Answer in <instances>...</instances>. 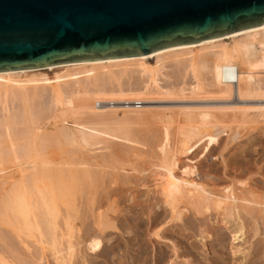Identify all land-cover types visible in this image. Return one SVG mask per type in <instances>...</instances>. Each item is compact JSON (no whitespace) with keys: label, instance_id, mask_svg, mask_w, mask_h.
<instances>
[{"label":"bare ground","instance_id":"obj_1","mask_svg":"<svg viewBox=\"0 0 264 264\" xmlns=\"http://www.w3.org/2000/svg\"><path fill=\"white\" fill-rule=\"evenodd\" d=\"M211 99L217 105L221 104L195 106V102L205 101L207 104ZM157 101L194 102L192 107L165 110L170 111L173 117L174 114L183 116L185 124L173 118L178 124L180 135L173 146L169 144V127L167 124L163 126L162 143L159 142L161 158L159 162H154L152 170L148 169L151 171L149 176L153 185L161 195V201L163 199L161 204L168 207L170 220L166 223L173 222L175 225L174 222L182 221V217H190L187 212H192L195 218L204 217L208 220L211 213L216 211L214 213L218 218L221 217L220 223L224 228L232 223L230 234L233 235V240L243 239L244 244L247 243L250 239L245 238L248 236L246 227L247 234L253 237V228L248 229V223L245 227L246 217L251 216L255 221L260 219L253 217V213H264V194L257 195V191L247 188L239 189L236 186L238 183L239 186H246L248 183L236 181L235 178L222 190L209 187L207 178L198 173L196 158L200 154L205 156L219 142L220 134L226 131V126L217 128L219 123L215 114L240 115L242 120L238 123L242 125L253 124L247 119L250 113L264 118V25L197 44L170 47L149 55L0 72V111H3L0 115V189L3 191H0V223L3 224L8 219L6 224L11 228L4 231L5 228L0 226V264H80L79 259L84 256H79L84 253L81 245L85 246L86 243L82 247L94 255L100 251L104 240L101 238L107 227H100L95 232L92 229V233L87 230L82 240L81 236L79 240L76 239L77 235L74 241L77 231L72 223L66 221V231L58 230L56 220L59 218V210L61 211L58 203L69 202L76 192L75 187L85 185L83 181L86 179L98 182L103 170L111 169V177L117 183L120 181L119 176L127 177L121 175V172H138L140 175L142 170L139 171L136 167L110 166L108 158L111 157L113 145L124 142L128 148L142 146L132 140L121 125L115 128L110 125L112 122L120 124L121 119L127 115L143 114L147 109L146 104ZM47 120H51V123L48 124ZM47 126H51L53 130L46 129L42 134ZM246 127L248 133L244 132L251 134L250 137L255 131H260L255 125ZM237 130L239 127L229 128V139L226 142L232 144L231 142L239 139L237 135L242 132ZM50 139L60 146L78 148L83 157L85 154L89 160L71 163L66 161L63 164L61 161L58 163L42 157L46 150L43 142ZM198 149H201L199 155L196 154ZM76 151L77 149L75 153ZM182 156L187 159L186 163L181 162ZM62 164L68 166L67 170L66 166L65 170L59 167ZM78 180L82 185H78ZM152 208L155 210L154 205ZM149 217L155 225L152 235L157 240L167 238L168 230L164 229L165 225L163 227V220L166 218H160L157 210ZM102 224L105 223L102 221ZM255 228L257 229L256 225ZM80 229H83L82 225ZM248 230L252 231L248 233ZM19 232L32 241L28 240L27 243L22 240ZM208 232L207 234L210 233ZM224 233H218L217 240H223ZM81 234L82 231L79 235ZM20 244L25 246L26 251L22 250L23 253ZM32 246L36 250L34 253ZM257 246V249L254 246L252 253L255 258L264 254V244L258 242ZM163 255L159 257L161 260L158 264H161ZM173 262L175 260H172V264Z\"/></svg>","mask_w":264,"mask_h":264},{"label":"rangeland","instance_id":"obj_2","mask_svg":"<svg viewBox=\"0 0 264 264\" xmlns=\"http://www.w3.org/2000/svg\"><path fill=\"white\" fill-rule=\"evenodd\" d=\"M211 101L214 102L215 100L213 99L208 100L207 104H205V101L204 103L203 101L198 102V103L195 102L196 103L195 106H201V104L202 106L204 105L206 106L210 104L212 106H219L221 104L218 101L220 104L217 105L218 103L214 102L216 104L215 105ZM159 102L160 101L151 102V103L146 104L147 109L146 111H143L144 113L141 115L130 114V115L124 116L123 119H121L120 124L116 123L117 124L116 125L115 122L114 124L112 122L111 123L112 125H110L111 128H115V127H118V125H121V127H123L125 131L127 132V134L129 135V137L132 138V140H136L137 142H139V144L141 143L142 146L135 145L136 148H128L126 146V143L119 142L118 145H113L110 150L111 157L109 156L110 158H108L109 159L108 161L111 164L108 163V161L106 162L110 164V166L115 164L116 166L115 165L114 166L118 168L119 167L120 168L136 167V169H138L139 171L144 170V172L141 171L143 175L141 173L139 175L138 172H132V173L121 172V175H127L128 178L124 176H119L120 179L119 178L118 179L120 181H118L117 183V181L115 182V180H113V178L111 177V173H112L111 169H106V170H103V173L102 171L100 172L99 179H98L99 181L96 183L90 179H86V181H83L84 183L81 182L85 184V185H82L80 184V181L78 180L79 181L78 185H82V186H77V188L75 187L74 192L75 190L76 192L74 196L71 197L69 202L59 201L60 203H58V207H59L58 209H61V211L59 210V218H57L56 220L57 221L56 223L58 225V230L60 232L66 231L65 222L67 221L70 224L72 223L71 225L72 226L74 225L77 231L75 232V235H74V239H73L74 241H76L75 238L77 237V235L78 237L76 239H78L79 236H81L80 238L82 240V237L84 236V232H87V230L89 233H92L91 232L92 229L95 232V231H99L101 228L107 227V229L104 230L105 235L101 238V239L104 238V240H102V247L100 251H98L97 254L95 255L91 254L89 250L88 252L87 248H84L86 246V243H85V246L84 244L83 245L80 244L81 245L80 248L81 250H83L84 253L81 251L83 254H81L80 252L81 255L79 256H83V255L84 256L80 257L79 263L80 264H158L159 260H161L159 259V257L161 258L162 255L164 254L163 255L164 258L161 264H170V262L172 264V260H175V263L173 262L174 264H187V262L188 264H247V262L248 264H264V254H261V256L259 255L260 258H258L259 256L255 258L252 255L254 248L255 247H256L255 249L258 248L257 246L258 242H260L261 244H264V232H263L264 231L263 230L264 221L262 219V216H264V213L262 212L255 211L253 213L254 215L253 217L260 218L259 219L260 221L258 219L257 221H255L254 218H252L251 216L246 217V219L247 218L248 219H247V222L245 221L246 222L245 227H246V224L248 223L247 224V226L249 227L248 229L253 228L252 230L254 231L248 230L249 231L248 233L252 231L251 234L253 237L251 238L250 234H247V227H246L245 229L246 236L247 235L248 236L245 238L249 237L248 239L250 240L245 239V240H248L247 243L245 244H244L243 239H239V241L233 240V237H232L233 235L230 234V230L233 228L232 223H230L226 228H224L223 225L220 223L221 217L218 218L217 214H215L216 211H213V213H211L212 216L210 215L209 219L208 220L206 219L207 221L205 220L204 217L195 218L192 216V212L191 214L190 212H187V214H189L190 217H186L188 215L186 216L182 215L184 216V218L182 217V221L174 222L175 225H173V222H170V224L166 223L167 221L170 220L169 219L170 215H168L169 210L167 206L165 207V205H163L164 203L161 204L163 199L161 201V195L157 191L155 186L153 185V181L151 180V177L149 176L151 174V171L148 169L152 170V166L155 163L159 162L161 158L162 152L160 151L159 146H160V143H162L161 141L163 139V126L167 124L166 126L169 127V135H170L169 144L173 146V144L177 142L178 138L180 137V135L178 134L179 130L177 128L178 124L175 121L179 120L181 121V124H185L183 123L185 119L183 116H176L174 114V117H173V115L171 116L170 111H165V110H177V108L179 109V107L181 108L182 106L192 107L194 106L193 105L194 102H185V101L183 103L182 102L181 103L180 102H160L159 103ZM1 112L3 111H0V115H1ZM218 115L215 114L216 117L214 116L219 123L217 124V128H226V127L227 128L225 132H222L220 134L219 142L215 146H213L205 156L200 154L201 149H198L196 151L197 155L200 154L196 158L197 159L196 166H197L199 175L205 179L207 178V183L209 187H212L215 189L217 188V190H222V188L224 189V187L231 184V179L235 178L236 181L241 180L243 182L248 183L246 186L242 184H240L239 186V183H238L236 186L239 189L247 188L255 192L257 191L256 192L257 195H263L264 194V121H263L264 118L255 116L252 113H250V115L247 116V119L252 121L253 123V124L250 123L249 125H255L257 126V130H260L258 132L255 131L254 134H252V136L250 137L251 134L250 135L247 134L248 131L246 130L247 129L246 126H248L249 128V125L248 124L242 125L238 123L242 120V117H240V115L239 116L231 115V114H227V115L218 114ZM236 116L237 118H239L238 121H237ZM173 118L175 121L173 120ZM47 121H48L47 122L48 124L51 123V120H47ZM234 121H236L238 124L235 123ZM44 123H46V121ZM235 127H239V130L237 131L241 130L242 133L240 135H237V138H239L238 140L231 142L232 144H230L229 142H226L229 139L228 138L229 137L228 135L230 134L229 128H235ZM18 128H21V127L19 126ZM46 129H52V128L51 126H47V128H44V130L41 133L44 134ZM244 131H246L247 133ZM158 138L159 139L161 138V139L159 140ZM43 144L45 145L44 147L47 151L45 150V152L42 154V157L45 156L48 159L49 158L52 159L53 161L56 160V162L58 161V163H60V161L61 163L64 164L66 163V161L68 162L70 161L69 163H71L73 161L82 162V161L89 160V157L86 156L85 154L83 157V153H81L78 148H76L77 151L75 153V150H76L75 148H72L69 146H63V145L60 146L58 145V143H55L51 139L48 141L45 140ZM59 154H60V157H59ZM189 157H192V155ZM181 162L186 163L187 159L182 156ZM63 164L59 167L64 169L66 165L64 166ZM67 168L68 166H66V170ZM121 177H123V179ZM140 178H143V179H140ZM0 191L1 193L3 192L1 189ZM116 196H119V197H116ZM111 200L113 202H111ZM68 204L69 205L71 204V205L69 206ZM153 205L155 207V210L160 212V218L161 217L163 219L166 218L165 220H163V227L165 225L164 229L167 228L168 232L166 236L167 238H165L164 240H157L156 237L152 235L153 234L152 232L154 231L153 227L155 225L151 221L152 216L151 217L149 216L153 215L155 211L153 210L154 208H152ZM150 208H152L153 211ZM62 209L64 212L62 211ZM73 209L75 211L78 210L76 211V215ZM64 213L66 214L64 215ZM257 213L259 216L261 215V217H258V215H255ZM141 214H144L145 216ZM191 216L194 220L191 218ZM74 217H75V221H74ZM184 219L185 220L187 219L186 220L187 224H185L186 221ZM246 219L244 218V220ZM251 219L253 221V225H252V221H249ZM3 220H4V217H3ZM78 220L79 221L81 220V221L79 222ZM101 220L105 224H102ZM160 220L161 219H159V222ZM261 220L263 224L261 223ZM6 221L8 222L9 220L6 219ZM6 221L4 220L5 223L2 222L3 224L0 223V226H2L1 228L3 229L5 228L4 231H7V229L8 230L11 229L9 228L10 226L7 227ZM188 222H190L191 224ZM202 223L204 224V226ZM59 225H61L62 228ZM81 225L83 229H80ZM255 225L257 226V229L255 228ZM110 226H115L116 228L110 227ZM260 226H262L263 228ZM206 228L207 230H205ZM61 229L63 230L61 231ZM122 229L124 230V232H122L123 231ZM221 230L225 231L226 233L222 232ZM81 231H82V234L79 235ZM203 231L205 232L209 231L210 233L208 232L209 234H207V232L204 233ZM201 232L203 234H201ZM19 233L21 235V239L23 238L22 240H25L27 243H29L28 240L30 242L32 241V239H30L29 237L27 238V236L24 235V233H21V232ZM218 233H224L223 240L221 241L217 240L219 239L218 236L216 237ZM214 234H215V237H214ZM20 245H21L20 247L23 248V249L21 248V251L22 250L26 251L25 246L23 244H20ZM33 247L34 246H32L31 249L34 253L36 250H35V247L34 248ZM23 251L21 253H23ZM244 253L247 254V256H243L245 255ZM176 254H177V257L175 256ZM187 258L188 260H186ZM251 258H252V261H251Z\"/></svg>","mask_w":264,"mask_h":264},{"label":"water","instance_id":"obj_3","mask_svg":"<svg viewBox=\"0 0 264 264\" xmlns=\"http://www.w3.org/2000/svg\"><path fill=\"white\" fill-rule=\"evenodd\" d=\"M264 25V0H0V72L149 55Z\"/></svg>","mask_w":264,"mask_h":264}]
</instances>
